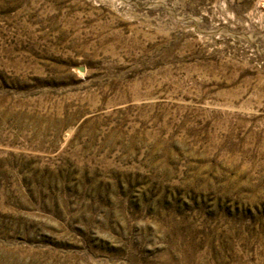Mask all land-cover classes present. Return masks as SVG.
I'll return each instance as SVG.
<instances>
[{"label": "rangeland", "instance_id": "rangeland-1", "mask_svg": "<svg viewBox=\"0 0 264 264\" xmlns=\"http://www.w3.org/2000/svg\"><path fill=\"white\" fill-rule=\"evenodd\" d=\"M0 264H264V0H0Z\"/></svg>", "mask_w": 264, "mask_h": 264}]
</instances>
